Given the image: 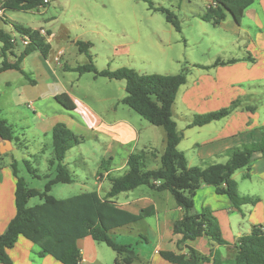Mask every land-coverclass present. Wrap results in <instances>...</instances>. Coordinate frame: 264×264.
<instances>
[{"label":"trees","instance_id":"trees-1","mask_svg":"<svg viewBox=\"0 0 264 264\" xmlns=\"http://www.w3.org/2000/svg\"><path fill=\"white\" fill-rule=\"evenodd\" d=\"M150 10L162 13L166 21L177 32H181L180 21L170 9L158 5L152 0H145ZM255 0H215L216 6H210L206 13L201 15L202 21L220 26L229 15L241 24L245 12ZM50 3L45 0H5L0 1L4 13L7 10L33 11L46 8ZM1 18V17H0ZM15 31L21 36H27L29 45L23 48L20 55L14 52L15 45L12 37L0 31V51L3 62L0 74L8 70L21 71V63L29 55L39 52L47 58L51 52V45L41 36L40 32L31 28L13 24ZM81 54H87L90 62L70 71L79 74H93L96 78L125 81L126 96L122 103L128 106L141 118L155 127L162 128L166 134V148L160 156V167L146 170V162L150 152L140 151L130 155L128 170L120 177L110 178L111 189L103 198L97 191L83 193L65 199H57L50 193L54 186L68 185L74 182L73 178L63 165L70 149L81 145L83 137L76 135L64 124H58L52 131L53 157L50 159V168L55 170V177L47 176L44 191L29 188L25 178L20 177L17 163L12 164L13 175L16 180L15 205L16 215L9 223L4 234H0V264H11L8 251L13 249L20 237L32 242L39 248V256H52L62 264H81L82 255L79 249V240L92 237L97 243L106 244L117 254L115 264H133L140 260L139 255L129 245L118 244L114 233L127 226L134 225L155 214L154 208H147L134 215L117 207L115 199L122 193L134 191L146 186L156 192H170L175 202L183 211V217L173 225L175 235L181 236L179 246L189 241L207 237L218 245H227L222 238L216 218L209 210L201 213L195 210V197L202 187H213L219 195L229 197L233 207L240 209L245 205H256L259 199L241 196L233 179L235 173L249 167L258 157L264 158V127L262 139L243 145L227 153L226 163H210L206 167H191L184 152L179 150L182 134L178 131L173 117V108L181 87L188 82V71L176 75H143L133 69L121 68L116 71L98 70L90 50L91 43L78 41L76 43ZM9 55L15 57L11 62ZM220 62L218 61L216 65ZM200 69H208L197 65ZM26 77L30 78L27 74ZM34 83L33 81H31ZM56 101L67 111L76 109L75 102L68 94L56 96ZM241 102L236 101L229 109L195 115L192 127H203L230 116L233 111L240 109ZM254 112L255 108L247 107ZM0 137L14 141V132L3 118L0 117ZM107 164L103 162L102 165ZM26 165L30 173L29 161ZM104 168V167H103ZM0 170L2 166L0 164ZM38 173V170H34ZM247 178L249 176H246ZM35 178L41 179L39 175ZM39 198L41 203L30 207L32 199ZM187 247V253L160 252L161 257L171 264H221L220 257L211 259L192 247ZM236 254L231 264H264V230L255 226L250 235L239 239Z\"/></svg>","mask_w":264,"mask_h":264},{"label":"rangeland","instance_id":"rangeland-1","mask_svg":"<svg viewBox=\"0 0 264 264\" xmlns=\"http://www.w3.org/2000/svg\"><path fill=\"white\" fill-rule=\"evenodd\" d=\"M152 1L176 14L180 21L181 32H177L166 21L162 13L150 10L149 4L145 0H50L51 3L46 8L38 10H7L0 18V31L17 37L19 43L15 45V52L20 53L23 50L21 35L15 31L13 24L25 28H36L34 30L38 29L37 31L41 30L40 27H44L42 29L45 31L51 30L50 33L53 37L49 43L53 42L54 49L56 47L67 48V61L71 65L90 62L87 54L79 52L76 43L78 41L91 43L92 61L100 71L106 69L116 71L126 67L143 75H176L189 70L188 84L178 94L177 107L174 109L176 115H180L183 109L181 96L186 91V96L188 95L186 100L195 109L189 112L190 116L203 115L199 113L206 109H214L215 111L212 112L229 109L236 101L241 102L240 109L255 108V106L247 105L254 104L250 100V96H247L249 92L254 91V88L238 83L244 73H250L249 66H257L258 70L264 66L262 65L264 57L261 56V50L264 47V32L258 28L259 26L255 22L248 20L252 19L251 16L244 18L242 25L233 21L226 26L215 27L212 23L202 21L200 18L207 11V0ZM1 48L2 43L0 42V51ZM9 59L14 60L15 58L9 55ZM218 61L220 63L216 65ZM2 62L3 59L0 55V65ZM197 65L206 66L208 69L195 67ZM12 85V88H4L3 83L0 82L2 99L0 116L14 125L16 136H19V139L24 142L25 147L15 143V151L0 155V164L2 170L9 171L13 175L12 164L16 162L19 176L26 179L29 188L44 191L48 182L46 179L49 168L47 162L53 157L52 140L41 138L33 128L31 131L27 129L26 125L34 121V114L23 104L17 106L19 94L16 88L22 85L20 83ZM82 86L89 88L91 93L87 101L92 105L97 106L94 98L96 94L101 97L108 96L114 104L119 103V117L134 121L136 126L139 121L146 122L120 102L126 96L125 81L95 78L93 74H88L84 77ZM11 96L15 97L16 105H11L9 100ZM200 97L210 98L199 103ZM153 128L157 132V139H160L163 144L166 140L165 131L159 127ZM146 136V131H143L142 137ZM79 146L75 149L77 151L70 152L68 159L70 164L66 166L76 183L54 186L50 194L57 199L100 191L94 176V173L99 169H97L100 162V160L97 161L99 153H96L97 149L88 139H85ZM43 148H46L44 153L41 152ZM27 149L30 153H34L33 157L29 158L26 155ZM124 157L125 151L121 149L120 154L115 157L113 165L121 164ZM27 161H29L33 173L29 172ZM219 161L226 163L224 160ZM209 164H200L204 165L200 167L204 168ZM252 164L237 172L235 182L238 192L245 195L254 191L258 195L264 196V183L258 178L251 180L242 178V173L247 172ZM159 167L160 160H152L147 162L145 169L154 170ZM36 169L38 173L34 172ZM98 171L104 173V170L99 169ZM51 174L52 177H55V170H52ZM123 174L122 171L114 173L115 177ZM36 175H39L41 179L35 178ZM110 189L111 182L106 179L103 189L100 191L101 195L105 197ZM136 192L137 194L140 192L153 193L148 187H141ZM163 198L166 199L163 201L164 207H177L170 192H163ZM40 203L39 198H34L30 201L29 206L34 207ZM162 210L165 209L162 208ZM145 221L146 225L155 226V218H148ZM133 228L135 231L131 232L132 234L125 232V235L121 236H125V244H132L136 252H139L143 247L145 238L152 242L155 241L145 232H138L139 226ZM119 234L115 233L114 237L121 243ZM104 246L112 252V249L106 244ZM148 247L153 248L152 244ZM221 252H224L223 248H221Z\"/></svg>","mask_w":264,"mask_h":264},{"label":"crops","instance_id":"crops-1","mask_svg":"<svg viewBox=\"0 0 264 264\" xmlns=\"http://www.w3.org/2000/svg\"><path fill=\"white\" fill-rule=\"evenodd\" d=\"M214 1L207 0V9ZM249 15L252 19L248 20L255 22L259 26L258 28L264 32V0H255L254 4L246 10L244 18L249 17ZM233 21L237 24L235 19L229 15L221 25L226 26ZM42 28L44 27H40L39 29ZM48 32L51 35V30H48ZM51 36L53 37V35ZM52 43H49L51 45V52L47 58L41 53L35 52L26 57L21 63V71L8 70L0 74V82L3 83L4 88H12V84L14 83H20L22 85L16 88L19 94L17 106L23 104L31 109L34 114V121L26 125L27 129L31 131L33 128L41 138L44 137L46 140H52V131L55 126L64 124L73 133L83 137L84 141L85 139L92 141V146L97 149L96 153H99L97 161L100 160V162L97 169L104 170V173H100L98 171L99 169L94 173L100 191L103 189L106 179L110 181V178L115 177L114 173L122 171L125 174L127 172L128 159L131 154L147 151L151 154L147 162L160 160V156L166 148V140L162 144L161 140L157 139V132L153 128L155 126L146 120V122L139 121L138 126H136L134 121L119 117V103L114 104L108 96L101 97L96 94L94 98L97 106L89 103L87 98L91 92L89 88L82 86V81L88 74L81 75L77 72L70 71V68H76L80 65L69 64L67 61V48L56 47L54 49ZM61 51L64 54L58 63L56 62V57ZM21 52L15 53L16 55H20ZM261 56L264 57V47L261 50ZM14 60L10 61L13 62ZM81 65H85V63ZM262 65H264V62H262ZM249 67L250 69L248 68V70L250 73H244L243 78H240L238 83L240 85L246 84L250 88H254V91L249 92L247 95L250 96V100L254 103L247 105L255 106L254 112L248 111L247 109H238L220 121L203 127L190 128L189 125L192 123L195 115L190 116L188 114L195 109L188 104L186 91L181 96L183 109L180 115H176L174 109L178 103L177 96L173 108V117L177 123L178 131L182 134L179 150L185 153L189 166L195 167L199 165L197 167H203L204 165L200 164L220 163L219 160L227 162L228 157L226 155L229 151L246 144L261 141V129L264 127V66L260 70H258L257 66ZM24 74H27L30 78ZM186 85L181 87V89ZM62 94H68L75 102L76 109L74 111L65 110L56 101V96ZM209 98L200 97L198 101L199 103H203ZM14 99V96L9 98L11 105H16ZM1 100L0 95V105ZM122 100L120 101L121 103ZM185 101L187 102L185 103ZM30 104H32L31 108L29 107ZM212 111L215 110L206 109L199 114L204 115ZM4 120L12 126L15 135L14 141L16 142L12 141L11 145L0 142V151L8 150L5 153L0 152V155H6L9 152L15 151L17 144L24 146V142L19 139V136H16L17 132L14 129V125L10 124L6 119ZM143 131L147 133L145 138L142 137ZM75 149L76 147L68 151L66 159L63 162L65 167L69 166L70 162H68V159L70 152L77 151ZM121 149L125 151V157L122 159V163L119 164L120 166L113 165L114 159L120 154ZM45 151L46 148L41 149L42 153ZM25 152H27L26 155L29 158L34 156V153H30L29 149ZM93 153L96 154L95 151ZM49 162L50 160L47 162L49 168L46 177L52 176L51 171L53 169L50 168ZM103 162H107V164L102 165ZM237 172L233 176L234 181ZM246 176H249V180L258 178L264 183V158L258 157L249 170L242 173L243 179L247 178ZM73 183H76V180ZM138 189L122 193L114 200L117 207L134 215L140 214L142 210L147 208H154L155 210V214L152 216L156 219L154 227L146 225L145 220L148 219L146 218L134 225L117 230L115 232L116 234H119L121 231L119 234L121 243L118 242L117 238L115 240L113 235L114 240L118 244L129 245L135 252L136 249L134 246L132 244H125V236L121 235H125V232L126 234H132L131 232L135 231L133 227L139 226L138 232H145L148 237H153L154 242L143 237L145 238L143 247L140 248L139 252H136L140 260L133 264H171L161 257L160 252L187 253L186 246L194 248L203 255L210 256L211 259L219 256L221 264H231L236 254L235 246L238 244L239 239L250 235L255 226L262 227L264 230V196L258 195L254 191H250L245 195L240 194L241 196L257 198L259 202L256 205H245L237 209L233 207L228 196L219 195L215 188L205 186L197 192L195 197V210L198 213H201L203 210L212 212L217 220L222 238L228 244L221 246L211 242L207 237H202L179 246L181 236L174 234L173 225L183 217L181 208L178 206L164 207L163 201H166V199L163 198V192H156L149 188L153 192L152 194H144L143 192L137 194L136 191ZM15 190L16 180L14 175L9 171L0 170V234L6 232L9 223L16 215ZM100 191L97 190L100 196L103 197ZM162 208L165 210L163 211ZM150 244H152L153 248L148 247ZM78 245L82 255L81 264L116 263V252L113 250L110 252L104 246L105 244L97 243L90 236L79 240ZM221 248H223L224 252H221ZM8 253L12 260L11 264H62L49 255L40 257L39 248L24 237H20L15 247L9 250ZM204 264H212V262Z\"/></svg>","mask_w":264,"mask_h":264},{"label":"built area","instance_id":"built-area-1","mask_svg":"<svg viewBox=\"0 0 264 264\" xmlns=\"http://www.w3.org/2000/svg\"><path fill=\"white\" fill-rule=\"evenodd\" d=\"M0 1H5V0H0ZM45 2L46 3H50V0H45ZM212 6H214V7L216 6L215 1L213 2ZM3 15H4V10H3L2 6H0V17H2ZM39 32H40L41 36H43L44 38H48L46 40L50 41L52 39V36L49 34L48 31H45L44 29H41ZM11 42L14 45H18V43H19V41H18L16 36L12 37ZM21 45H22L23 48H25L26 46L29 45V39H28L27 36H21ZM63 54L64 53L62 51L58 53V56L56 57V62H58V63L60 62V58L63 56ZM29 107L31 108L32 104H30Z\"/></svg>","mask_w":264,"mask_h":264},{"label":"water","instance_id":"water-1","mask_svg":"<svg viewBox=\"0 0 264 264\" xmlns=\"http://www.w3.org/2000/svg\"><path fill=\"white\" fill-rule=\"evenodd\" d=\"M232 16V15H231ZM0 142H2V143H5V144H8V145H11L12 144V141L11 140H6V139H3L2 137H0ZM8 150H2V151H0L1 153H5V152H7Z\"/></svg>","mask_w":264,"mask_h":264}]
</instances>
